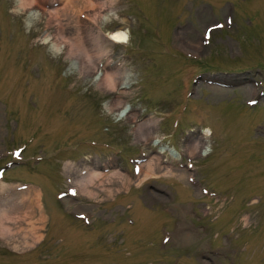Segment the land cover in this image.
Wrapping results in <instances>:
<instances>
[{"label": "rangeland", "instance_id": "1", "mask_svg": "<svg viewBox=\"0 0 264 264\" xmlns=\"http://www.w3.org/2000/svg\"><path fill=\"white\" fill-rule=\"evenodd\" d=\"M38 1L0 0V165L13 162L0 177L38 187L44 212L40 243L14 253L0 239V264H264V0H92L81 30L129 32L125 48L103 39L99 53L127 71L114 91L42 39L61 31L53 11L80 1ZM28 10L41 14L28 23ZM148 117L146 144L134 128ZM201 134L205 150L188 158L184 145ZM159 149L170 171L154 164L135 185L137 164ZM66 160L77 163L66 174L90 161L84 174L116 167L130 184L85 196ZM26 220L12 225L18 237Z\"/></svg>", "mask_w": 264, "mask_h": 264}, {"label": "bare ground", "instance_id": "2", "mask_svg": "<svg viewBox=\"0 0 264 264\" xmlns=\"http://www.w3.org/2000/svg\"><path fill=\"white\" fill-rule=\"evenodd\" d=\"M16 1H17L18 9L28 8V7H30L31 4H35V3L37 4L39 2L38 0H16ZM73 1L74 0H72V2ZM79 1H80L79 4H77L75 7L71 6L69 8V10H67L66 6L62 9V7H63L62 6L61 8L55 9L53 11V14L55 16L57 15V13H58L59 17H60V15L62 16L63 23L61 22V24H60V27L62 26L61 31L58 30L57 34H54L55 33L54 32L53 33L54 36L52 35L53 37H50V38H52V41H51L52 50L56 53H58L60 51V48H61L59 41L63 38H69V41H70L69 42V48L65 54L68 58H70L72 60V66H75L80 73H82V72L84 73V72H87L88 70L91 71L95 68L96 61L99 58V53H100L102 46H103V41L100 38V34H98L95 30H93L92 26H90V25L85 26V29H86V30L84 29L85 32L84 31L82 32L80 30V20L78 18L79 16L77 15V13L82 8L84 9V8L93 7L94 3L92 2V0H79ZM49 2H50V0H49ZM60 2H62V1H60ZM46 3H48V2H46ZM32 6H34V5H32ZM49 8H51V7H49ZM39 11H41V10L39 9ZM39 11L38 10L37 11L36 10H28V19L29 20L27 22L29 23L32 18L41 14ZM66 13H70V15L67 16ZM46 14H47V12H46ZM105 15L106 14H102L101 18L104 19ZM55 21L57 23H60V21L57 17H56ZM88 22H89V24L92 25V21L90 19L88 20ZM67 28H70V29H67ZM83 33L86 34L85 40L88 42L87 48H83V44H82L83 41H82V37H81V35H83ZM69 36H71V37H69ZM106 36L109 40L114 41L115 43H124L127 39L126 31L122 28H117V29L108 31L106 33ZM42 39L45 41H50L48 35H43ZM79 53L83 54V58L85 59L83 62H84L85 66H83L82 63L79 62V60H78V54ZM123 68L124 67L119 66L115 69L113 68V70H111V71L106 72L104 77L102 78L103 79L101 81L102 84L105 85V87L110 86V89L115 88V82H116L115 80H117L116 77L118 75H119L120 79L127 78V71L125 72V69H123ZM237 78H239V77H237ZM122 83H124V80L121 82V84ZM97 84H100V83H97ZM217 89H218V87H217ZM254 89H256V88H254ZM213 91H215V90L213 89ZM120 104H121L120 99L115 101V105L120 106ZM138 119L136 122L137 124H135V128H134L135 134L137 135V138L140 141H143L147 144L148 143L147 140H150V138L153 134L152 128L154 127L156 121L154 118H151V117H148L147 119H143V120H141V119L138 120ZM203 132H204V134L205 133L208 134V132L206 130ZM192 137H194V138L191 139L186 145H184V149H183V151L187 154L188 158L195 157L196 155L201 156L202 152L206 148V144H205L206 142L204 143V136L202 134L199 136L195 135ZM153 140H155V138ZM206 151H207V149H206ZM161 158H162V151H160V149H159V152H155L154 156L152 155V156L148 157L144 163L138 164L137 165V173L135 176H133V177H135L133 179V183H135V185H136V184L140 183L142 180H144V178L146 176H149L150 174H154V164L159 166L161 170L164 169L167 172H169L170 171V169H169L170 165L169 164L160 165L161 164L160 163ZM79 167L77 168V171L75 173L73 171H68L67 174H70L72 179L75 181L78 192L84 193L88 197L92 196L94 198H97L99 190L105 192L107 194V196L111 197L114 194V192L117 193L122 188H128L130 181H131V179L129 177L123 178L124 176L122 177L121 171H119L116 167L114 169V172L105 173V172H103L104 170L102 171V169H101L103 166L100 169H99L100 166H97V167L94 166L91 171H89L85 174H84V172L89 167V165L83 163V166L81 168H79ZM102 172H103V174H102ZM76 173H77V176H76ZM188 174H189V172H188ZM188 178H190V177H188ZM115 180L118 181V186L112 190L111 185H109V184ZM93 187H96L97 190H95ZM3 193H5V190ZM9 197L10 198H7V199L0 201V233L4 236L8 237V238L13 237L14 235H17V232L19 230V226L18 225L12 226V225L17 224L18 221H20V219L25 220V218H27L26 226H24L26 229L21 230V229H23V227L20 226V228H21L20 230L23 231V233H21L20 237L17 238L18 240L16 239V241L18 243L17 245L28 246L27 245L28 243L32 244V243L38 241L39 239H41V235L37 231L38 228L40 227L39 222L44 218V214H43L44 212H42V210L39 206L40 191H26V192H21L19 194H16L12 197L11 196H9ZM36 209L39 210V215L36 213L38 216L35 218L33 216V211ZM27 238H31V242H29V239H27ZM13 247L15 248L16 246H13Z\"/></svg>", "mask_w": 264, "mask_h": 264}]
</instances>
